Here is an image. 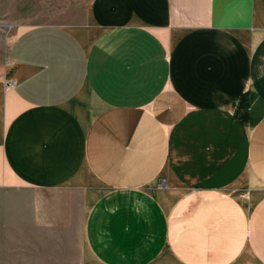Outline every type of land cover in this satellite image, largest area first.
Listing matches in <instances>:
<instances>
[{
  "label": "crops",
  "instance_id": "obj_1",
  "mask_svg": "<svg viewBox=\"0 0 264 264\" xmlns=\"http://www.w3.org/2000/svg\"><path fill=\"white\" fill-rule=\"evenodd\" d=\"M256 73L264 0H91L21 31L0 264H264V114L239 124Z\"/></svg>",
  "mask_w": 264,
  "mask_h": 264
},
{
  "label": "rangeland",
  "instance_id": "obj_2",
  "mask_svg": "<svg viewBox=\"0 0 264 264\" xmlns=\"http://www.w3.org/2000/svg\"><path fill=\"white\" fill-rule=\"evenodd\" d=\"M90 1L0 0V75L6 66L8 48L21 31L38 24L78 23ZM255 75L264 76L262 73ZM262 114H264V104L257 101L251 103L239 113V124L243 125L245 130H250ZM20 253L16 251V258L21 255Z\"/></svg>",
  "mask_w": 264,
  "mask_h": 264
},
{
  "label": "built area",
  "instance_id": "obj_3",
  "mask_svg": "<svg viewBox=\"0 0 264 264\" xmlns=\"http://www.w3.org/2000/svg\"><path fill=\"white\" fill-rule=\"evenodd\" d=\"M13 85H14L13 82H9V83H8V88L12 87Z\"/></svg>",
  "mask_w": 264,
  "mask_h": 264
}]
</instances>
